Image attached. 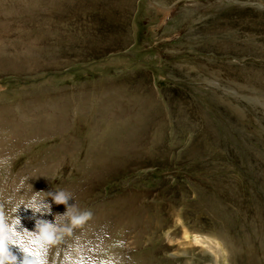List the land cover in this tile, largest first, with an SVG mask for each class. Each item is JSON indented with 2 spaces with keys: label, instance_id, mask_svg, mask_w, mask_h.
<instances>
[{
  "label": "rangeland",
  "instance_id": "374dc122",
  "mask_svg": "<svg viewBox=\"0 0 264 264\" xmlns=\"http://www.w3.org/2000/svg\"><path fill=\"white\" fill-rule=\"evenodd\" d=\"M11 256L264 264V0H0Z\"/></svg>",
  "mask_w": 264,
  "mask_h": 264
},
{
  "label": "clouds",
  "instance_id": "9594fccd",
  "mask_svg": "<svg viewBox=\"0 0 264 264\" xmlns=\"http://www.w3.org/2000/svg\"><path fill=\"white\" fill-rule=\"evenodd\" d=\"M45 197L46 198L40 200L38 204H35L34 207L38 212L42 211L46 207L47 212L44 213L45 215V214H49L51 211V205L48 202H46V199L50 198L51 204L64 205L65 211L63 212V214H56V216H59L61 218L63 230H68L71 227L76 226L79 223H82L91 215V213L88 211L75 210L74 205L69 206L67 202L69 201L70 194L66 193L64 190L45 192ZM52 224L53 222L49 223L48 221H44L43 227H48L51 226ZM0 264H15V257L11 256L10 259L7 261H5L4 259H0Z\"/></svg>",
  "mask_w": 264,
  "mask_h": 264
},
{
  "label": "bare ground",
  "instance_id": "6f19581e",
  "mask_svg": "<svg viewBox=\"0 0 264 264\" xmlns=\"http://www.w3.org/2000/svg\"><path fill=\"white\" fill-rule=\"evenodd\" d=\"M193 239H194V241H196V242H197V238H196V237H194Z\"/></svg>",
  "mask_w": 264,
  "mask_h": 264
}]
</instances>
